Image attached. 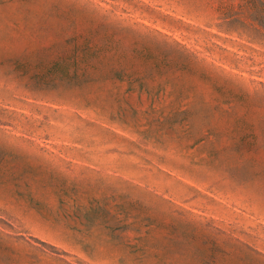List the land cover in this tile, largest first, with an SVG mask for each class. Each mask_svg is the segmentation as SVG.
I'll list each match as a JSON object with an SVG mask.
<instances>
[{"label": "rangeland", "instance_id": "obj_1", "mask_svg": "<svg viewBox=\"0 0 264 264\" xmlns=\"http://www.w3.org/2000/svg\"><path fill=\"white\" fill-rule=\"evenodd\" d=\"M0 264H264V0H0Z\"/></svg>", "mask_w": 264, "mask_h": 264}]
</instances>
